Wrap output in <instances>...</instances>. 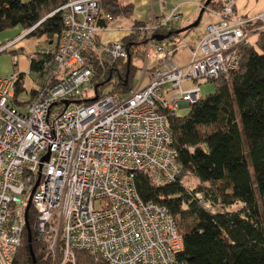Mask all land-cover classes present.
Instances as JSON below:
<instances>
[{
    "label": "built area",
    "instance_id": "1",
    "mask_svg": "<svg viewBox=\"0 0 264 264\" xmlns=\"http://www.w3.org/2000/svg\"><path fill=\"white\" fill-rule=\"evenodd\" d=\"M102 1L64 0L65 27L26 110L13 101L18 72L0 74V264L14 262L30 198L38 238L53 264H75L76 250L108 264H187L179 259L184 242L174 218L166 207L142 200L135 175L146 172L157 184L177 178L181 165L168 115L197 102L201 84L239 67V47L255 44L264 13L239 15L236 0H223L220 9L208 8L219 20L190 43L154 36L158 27H179L178 7L153 17L140 27L138 85L126 95L104 93L80 103L93 95L90 56H128L121 39L99 37ZM183 48L190 55L179 65L174 57ZM182 184L188 186L185 179Z\"/></svg>",
    "mask_w": 264,
    "mask_h": 264
},
{
    "label": "trees",
    "instance_id": "2",
    "mask_svg": "<svg viewBox=\"0 0 264 264\" xmlns=\"http://www.w3.org/2000/svg\"><path fill=\"white\" fill-rule=\"evenodd\" d=\"M222 1L211 0L209 8L220 9ZM63 3L64 0H0V32L20 26L27 31L26 37L46 35L56 43L52 50L38 52L31 59L30 73L36 74L38 85L48 72L47 63L52 60L65 27L59 10ZM134 8L133 2L102 1V27H109L114 20H131V33L121 38L128 56L113 61L90 56L88 62L94 67L93 95L80 103L90 104L95 96L104 93L126 95L134 88L142 67L139 63L144 59L145 40L140 27L148 22L132 20ZM181 28L185 27H158L154 36L176 42L193 29L176 33ZM239 49V67L209 79L214 83L213 92L192 104L187 114L168 115L181 165L177 178L157 184L146 172L135 175L142 200L166 207L174 218L184 242L179 259L187 264H264V31L255 44L241 45ZM25 80L26 75L18 72L15 105L27 106L38 91V87L32 88L30 98L20 100L27 91ZM187 177L194 179L192 187L182 184ZM198 194L211 206L201 204ZM28 219L36 263L25 229L13 264H53L48 247L38 238L32 206ZM75 264L108 262L76 250Z\"/></svg>",
    "mask_w": 264,
    "mask_h": 264
},
{
    "label": "crops",
    "instance_id": "3",
    "mask_svg": "<svg viewBox=\"0 0 264 264\" xmlns=\"http://www.w3.org/2000/svg\"><path fill=\"white\" fill-rule=\"evenodd\" d=\"M204 1L205 0H128L126 2L134 3L135 8L132 20L137 21H150L153 17L160 18L164 14L170 12L173 8L178 7L184 17L183 21L179 24V27H187L194 23L193 19L196 14H200V5ZM126 21L128 22L129 20ZM130 21L127 24H117L118 26L116 28H112L113 21L110 22V28L102 29L99 32V37L106 42L114 39H121L126 34L120 30H123L125 27L128 28L131 24ZM12 30L13 31L9 32L1 31L2 33H0V49L6 47L9 43H13L10 48L0 51V59L1 57H4V55H11V63L14 61V67L12 65L10 68L5 64L0 63V74H10L17 71L24 73L27 77L32 74L30 73L31 58L36 56L38 52L52 50L56 43L53 40H49L46 35L40 38L26 37L27 31L20 26H17ZM105 30H109V32L105 33V36H102L101 32ZM14 52L19 53L14 56ZM187 59L182 62V64L186 63L188 61Z\"/></svg>",
    "mask_w": 264,
    "mask_h": 264
},
{
    "label": "rangeland",
    "instance_id": "4",
    "mask_svg": "<svg viewBox=\"0 0 264 264\" xmlns=\"http://www.w3.org/2000/svg\"><path fill=\"white\" fill-rule=\"evenodd\" d=\"M122 1L126 2L128 0H122ZM236 4H237V13L239 15L252 16V15H256L257 13H259V14L261 12L264 13V0H236ZM200 8L202 9V4L200 5ZM208 8H209V6L206 9H208ZM198 16H199V13L196 14L195 18L193 19V22H195L197 20ZM218 20L219 19L216 16H214L210 12V10L208 9L204 13L199 25L194 27L191 31L183 34L180 38H178V41L187 42V43H190L191 41H198V39L200 37H202L204 35V33L206 32L207 25L209 23L217 22ZM128 22L126 20H118V21L114 20L113 24H112V28H116L118 26L117 24H127ZM128 28H130V26H128ZM12 29H14V28H10V29L4 30V31H7V32L13 31ZM124 30H126V27ZM120 31L123 32L122 29ZM107 32H109V30L102 31L101 35L105 36V33H107ZM0 33H2V32H0ZM38 38H40V37H38ZM257 38H258L257 36L253 37L252 41L256 42ZM18 53L19 52L13 53V54L15 56V55H18ZM4 54H7V53H4ZM189 55H190L189 50H187L186 48H183V49H180L176 53L174 60L179 65H181L182 62L186 61V59L189 57ZM0 63L5 64V65H7V67L11 68L14 61H13V63H11V55H7V56L4 55V57H1ZM139 65L141 67L143 65V62L139 63ZM13 67H14V65H13ZM141 69H142V67H141ZM141 69L139 70L137 77L135 79V86H137L139 83L140 76H141ZM35 79H36V74H34V73H32L31 75H28L26 77L25 86L27 88V91L20 95V100L25 101V100H28L30 98L31 89L38 86V83L35 81ZM214 90H215V88H214L213 82H207V83L201 84L202 96H204L208 93H211ZM90 94H93V93H90ZM22 108H23V110H26L25 109L26 106H22ZM188 111H189V108L184 107V108L178 109L176 111V114L179 116H183V115L187 114ZM185 181H186L187 185L191 186V187L195 184L194 179L192 177L185 178Z\"/></svg>",
    "mask_w": 264,
    "mask_h": 264
},
{
    "label": "water",
    "instance_id": "5",
    "mask_svg": "<svg viewBox=\"0 0 264 264\" xmlns=\"http://www.w3.org/2000/svg\"><path fill=\"white\" fill-rule=\"evenodd\" d=\"M211 0H206L205 1V4L204 6L202 7L201 11H200V14L197 18V20L192 23L191 25L185 27V28H181L179 29L178 31H176V33H183L184 31H187L191 28H194L196 26L199 25L200 23V19H201V16H202V13L204 12V10L209 6ZM163 37H160L159 39H162ZM98 96H95L93 100H96ZM187 107V105H185ZM48 156H46L44 159H47ZM40 179V178H39ZM39 179L34 187V190L37 188L38 184H39ZM31 207V198L29 199L28 201V204L26 206V210H25V219H26V229H27V232H28V242H29V247H30V250H31V254L33 256V261L34 263H36V258H35V255H34V252H33V247H32V230H31V227H30V223H29V219H28V212H29V209Z\"/></svg>",
    "mask_w": 264,
    "mask_h": 264
}]
</instances>
